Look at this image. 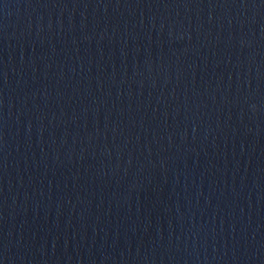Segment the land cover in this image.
Returning a JSON list of instances; mask_svg holds the SVG:
<instances>
[{
	"label": "water",
	"instance_id": "obj_1",
	"mask_svg": "<svg viewBox=\"0 0 264 264\" xmlns=\"http://www.w3.org/2000/svg\"><path fill=\"white\" fill-rule=\"evenodd\" d=\"M0 264H264V0H0Z\"/></svg>",
	"mask_w": 264,
	"mask_h": 264
}]
</instances>
